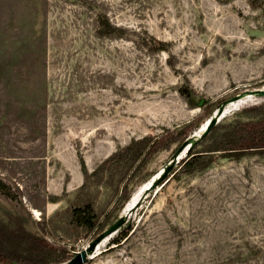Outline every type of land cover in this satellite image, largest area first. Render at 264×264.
<instances>
[{
  "label": "rangeland",
  "instance_id": "1",
  "mask_svg": "<svg viewBox=\"0 0 264 264\" xmlns=\"http://www.w3.org/2000/svg\"><path fill=\"white\" fill-rule=\"evenodd\" d=\"M260 89L264 0H0V226L44 238L50 264H264V148L178 163L218 111L196 150L264 119Z\"/></svg>",
  "mask_w": 264,
  "mask_h": 264
},
{
  "label": "trees",
  "instance_id": "2",
  "mask_svg": "<svg viewBox=\"0 0 264 264\" xmlns=\"http://www.w3.org/2000/svg\"><path fill=\"white\" fill-rule=\"evenodd\" d=\"M186 95L189 97V100L192 101L189 93H186ZM219 102V99L215 101L199 99L198 106L219 108ZM204 136L205 135L197 142H192L186 156L178 161L182 167H188L189 170L201 167L206 164V159L209 158V155L216 151H221L223 152L222 154H226L225 156H229L230 153L232 154L234 152L264 148V119L229 124L228 127L220 133L218 138L204 145L202 149L196 150V146L204 140ZM147 146L148 139L141 138L132 141L131 144L121 152H125L131 162H141L148 151ZM146 148L147 150L145 151ZM92 213L93 209L89 204L77 207L72 211L75 222L79 226L86 227L87 229L93 227ZM22 241L29 242L25 249V253L10 250L9 247L11 245H15ZM112 241L117 243L119 239L118 237H114ZM53 252L51 246L44 238L29 233H7L0 226V264H50V256Z\"/></svg>",
  "mask_w": 264,
  "mask_h": 264
},
{
  "label": "water",
  "instance_id": "3",
  "mask_svg": "<svg viewBox=\"0 0 264 264\" xmlns=\"http://www.w3.org/2000/svg\"><path fill=\"white\" fill-rule=\"evenodd\" d=\"M260 94L264 95V89H260L258 91ZM224 112H217L215 114V117L213 118H210L209 120H207L204 124V126L202 127V130H203V133L201 135V137L203 135H206L208 133V131L210 130V128L214 125L215 123V120L217 117H219L220 115H223ZM191 146V143H183L181 145V147L179 148L178 151H181L182 150V153H187V151L189 150ZM160 176V173L156 175L155 178H158ZM155 178H152L151 179V182L147 185V190H149L150 188H152L154 185H155ZM123 223V219L122 218H119L118 220H116L112 225H110L107 229H105L100 235H99V239H102L104 237H108V236H111L112 234H114L118 228L122 225ZM87 258V250L84 249L82 250L81 252L77 253L75 255V257H73L70 261H67L65 264H82L85 262Z\"/></svg>",
  "mask_w": 264,
  "mask_h": 264
},
{
  "label": "bare ground",
  "instance_id": "4",
  "mask_svg": "<svg viewBox=\"0 0 264 264\" xmlns=\"http://www.w3.org/2000/svg\"><path fill=\"white\" fill-rule=\"evenodd\" d=\"M233 105H237V104H233ZM232 105V106H233ZM204 126V124H203ZM202 130V129H201ZM155 178V177H154ZM151 182V179L148 180L147 182L143 183L129 198V200L126 203V207L124 210V213H126L128 210H131L133 207H135L140 200H142V197L144 196L143 194H145V191H147V185ZM37 213V211H35ZM88 257V256H87Z\"/></svg>",
  "mask_w": 264,
  "mask_h": 264
}]
</instances>
